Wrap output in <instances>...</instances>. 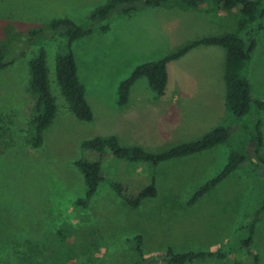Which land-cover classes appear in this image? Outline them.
<instances>
[{
  "label": "rangeland",
  "instance_id": "rangeland-1",
  "mask_svg": "<svg viewBox=\"0 0 264 264\" xmlns=\"http://www.w3.org/2000/svg\"><path fill=\"white\" fill-rule=\"evenodd\" d=\"M106 1L0 0L1 52L16 53L28 31L52 20L67 18L82 25ZM238 18V9L224 11L210 4L196 10L146 8L130 17L113 18L107 32H95L75 41L72 52L77 76L85 86L86 101L95 118L117 107L118 87L137 67L159 61L194 39L234 32ZM63 43L58 36L38 39L21 59L0 71V127L5 128L0 134L5 136L0 139V264L20 260L39 264H163L156 257L168 249L180 254L206 253L233 238L245 240L247 232H236L250 224L255 228L248 248L230 252L223 260L193 264H264V212L256 219L254 216L264 195L257 175L264 174L256 160L253 164L246 160L194 205L188 204L224 169L231 150L241 151V128L234 125L228 130L230 140L228 146L221 147L223 154L209 150L159 163L155 169L147 163L114 157L110 152L101 156L86 151L81 144L100 137L102 132L95 123L76 119L60 94L55 58ZM40 48L45 51L50 92L57 110L42 134V145L35 149L26 141L31 133L34 102L29 91L28 64ZM167 67L170 87L173 79L198 69L195 62L173 61ZM247 81L252 97L264 102V28L256 38ZM133 90L154 96L146 78L139 79ZM154 107L124 115L114 125L113 133L134 132L138 139L130 136L129 141L141 143L138 147L147 151L178 145L153 148L141 137L144 126L155 122L156 115L151 111ZM245 120L261 122L259 155L264 160V113L253 109L252 116ZM129 141L123 139L120 143L134 146ZM249 143L243 146L245 151ZM79 160L101 161L102 180L86 207L75 204L85 195L83 175L74 165ZM153 176L157 196L143 200L137 208L127 206L126 200L137 197ZM58 232H63L64 243L58 242ZM138 236L142 238V259L127 241ZM64 249L76 254V260L59 255Z\"/></svg>",
  "mask_w": 264,
  "mask_h": 264
},
{
  "label": "trees",
  "instance_id": "trees-1",
  "mask_svg": "<svg viewBox=\"0 0 264 264\" xmlns=\"http://www.w3.org/2000/svg\"><path fill=\"white\" fill-rule=\"evenodd\" d=\"M208 4L224 11L238 9L239 18L234 32L194 39L159 61L145 63L137 67L126 80L120 83L117 104L121 107L127 103L129 90L141 78H146L151 90L156 95L162 96L167 85V65L170 62L178 60L197 47L217 46L225 52V107L228 115L224 118L222 124L196 140L181 143L155 153L148 152L138 146H123L116 136L95 137L81 144V148L86 151L95 152L101 156L106 152H110L114 157L132 163H147L155 169L159 163L197 154L216 145L228 144L230 135L227 134V131L234 125H238L244 137V144L241 143L240 145L241 151L231 150L227 165L214 179L196 192L188 203L192 206L206 193L214 189L217 184L225 180L232 172L236 171L246 160L253 164V161L248 158L245 148H243L249 142L253 140L256 142L254 151L257 161L255 163L256 166L264 165V160L259 155L263 138L261 122L257 120L253 124L244 122L246 118L252 116L253 109L257 113H264V103L252 99L247 81V67L256 47V38L264 28V0H107L103 5L97 7L82 25H77L67 18L52 20L47 25L34 27L28 31L22 47L16 53L6 54L1 52L2 48H0V71L21 59L25 55L26 50L38 39H51L57 36L62 38L64 43L55 58V75L60 94L64 98L68 110L76 119L91 122L93 116L85 99V87L77 76L72 44L95 32H107L110 29L109 24L113 18L130 17L142 9L180 7L196 10ZM103 22L105 25L99 27V24ZM28 67L30 75L29 91L34 102L32 118L29 123L31 133L26 141L31 147L36 149L42 145V134L51 125L57 109L55 99L50 92L45 51L42 48L29 61ZM4 129L3 126L0 127V134H2ZM2 137L5 138L4 135H0V139ZM74 165L83 175L85 184V195L82 199L77 200L75 204L86 207L97 193L102 180L101 161L79 160L75 161ZM257 177L262 182V189H264V177L259 174ZM115 190L118 193L120 192L118 187H115ZM156 196L157 190L153 176L150 184L137 197L126 200V205L137 208L143 200L153 199ZM259 204L260 208L254 212L255 219L264 212V195ZM254 228V224H250L247 228L243 227L237 230V234L244 230L249 237L245 240L233 238V241H231L234 244L231 241L227 242L214 252L180 254L168 249L165 254L156 258L163 264H193L197 261L223 260L228 253L233 251L236 253L242 248L246 249L249 247ZM57 235L59 237L58 242L64 243L65 236L63 232H58ZM127 241L137 254L136 256L142 259V238L138 236L132 241ZM59 255L68 257L69 261H75L77 256L69 249H64ZM15 264L39 263L20 260V262ZM136 264H140V261Z\"/></svg>",
  "mask_w": 264,
  "mask_h": 264
},
{
  "label": "crops",
  "instance_id": "crops-1",
  "mask_svg": "<svg viewBox=\"0 0 264 264\" xmlns=\"http://www.w3.org/2000/svg\"><path fill=\"white\" fill-rule=\"evenodd\" d=\"M185 62H195L198 65V69L192 72H184L181 79H173L172 87H170L172 80L167 70V85L162 96H158L155 93L154 96H150L144 94V92L133 90L134 85L139 81L137 80L129 90L128 100L124 106L120 107L117 104V107L111 110L112 112L109 111L108 113V111H105L104 115L100 113L97 118H95L91 110L93 116L91 123H95L102 132L98 136L108 137L114 135L119 142L123 139L128 142L131 140L130 136L138 139L134 136L135 133L128 129L124 134L117 130L113 133L114 125H118L124 115H134L139 111H145L148 107L154 106L156 107L151 110L156 115L154 124L152 126H144L143 131L140 132L141 137L147 139L149 146L153 148L196 140L207 134L214 127L222 124L227 116L225 107L224 50L217 46H200L175 61V63L181 64ZM252 99L264 103L259 98L254 99L252 97ZM145 122L146 118L144 125ZM129 142L134 146L141 144H137L134 141ZM222 146L228 145H216L199 154L209 150L216 154H223ZM161 149L165 150L158 148L148 150V152L155 153L162 151ZM228 153L229 150L225 152L227 158Z\"/></svg>",
  "mask_w": 264,
  "mask_h": 264
},
{
  "label": "water",
  "instance_id": "water-1",
  "mask_svg": "<svg viewBox=\"0 0 264 264\" xmlns=\"http://www.w3.org/2000/svg\"><path fill=\"white\" fill-rule=\"evenodd\" d=\"M228 132V131H227ZM255 146H256V142L253 140L249 143L248 147L246 148V153L248 155V158L250 160H256L255 159V154H254V149H255ZM111 154V153H110ZM255 162V161H254ZM261 169L263 171V174H264V165L261 166Z\"/></svg>",
  "mask_w": 264,
  "mask_h": 264
}]
</instances>
